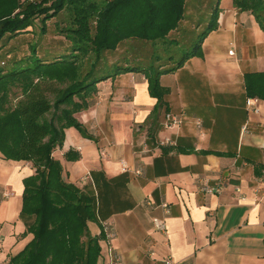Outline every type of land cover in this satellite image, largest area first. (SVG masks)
Segmentation results:
<instances>
[{
    "label": "crops",
    "instance_id": "1",
    "mask_svg": "<svg viewBox=\"0 0 264 264\" xmlns=\"http://www.w3.org/2000/svg\"><path fill=\"white\" fill-rule=\"evenodd\" d=\"M260 72L264 30L250 11L220 0L201 55L161 76V106L146 75L128 73L101 83L75 115L80 128L66 130L53 157L65 182L95 197L90 234L109 225L123 264H264V100L249 98L245 85V74ZM170 114L182 123L167 127ZM33 174L30 163L0 154V264L32 240L22 210L23 180ZM218 181L222 193L201 191ZM155 219L166 220L167 233ZM100 245L98 264H108L106 234Z\"/></svg>",
    "mask_w": 264,
    "mask_h": 264
},
{
    "label": "trees",
    "instance_id": "2",
    "mask_svg": "<svg viewBox=\"0 0 264 264\" xmlns=\"http://www.w3.org/2000/svg\"><path fill=\"white\" fill-rule=\"evenodd\" d=\"M233 1L264 30V0ZM193 2L0 0V54L7 40L38 26L46 48L51 46L25 54L14 48L7 52L14 55L11 64L0 55V154L34 169L23 180L22 210L33 237L10 264H98L105 234H90L89 223L97 220L95 197L64 181L53 151L63 145L67 129L80 128L75 115L93 104L99 85L109 79L144 74L162 105L168 91L161 76L200 56L204 40L217 29L220 0L206 29L197 39L188 38ZM63 14L67 26L59 33L57 18ZM191 42L192 49L181 56L180 45ZM245 85L249 98L264 100V72L245 74Z\"/></svg>",
    "mask_w": 264,
    "mask_h": 264
},
{
    "label": "rangeland",
    "instance_id": "3",
    "mask_svg": "<svg viewBox=\"0 0 264 264\" xmlns=\"http://www.w3.org/2000/svg\"><path fill=\"white\" fill-rule=\"evenodd\" d=\"M217 1L218 0H194L193 4L190 6L191 9L187 14V16H190V20L192 21V24L189 26V28L187 30L188 38H192L193 40H195V39H197L198 35L206 29V27L210 21V18H211L212 9H213L214 5L216 6ZM65 21H66L65 14L58 16L57 26H59V27H58L57 32H59V30L62 28H66L67 25H66ZM197 23L199 24L198 27H196ZM51 29H55L54 25H51ZM197 29H199L198 32H197ZM42 33H43L42 27L38 26V27L32 29L31 33L25 34V35L19 37L18 40L17 39L11 40V41L7 40L5 42L6 51H4V53L1 52V54H0L1 60L6 61L7 64H11L13 62L14 55L12 56V55L8 54L7 52L12 51L14 48H18V50H20V52H21L20 54H25V52H29L31 48H32V50H37L41 47H45V49H42V50H50L48 48H50L51 46L46 48L47 45H45V44L47 42L45 40L42 41V38H41ZM49 33L50 32L48 29L46 31L45 37L49 36ZM40 42H41V44H40ZM191 44H192V42L188 45L186 43L180 45L181 47L178 50H179V53L181 56L184 53H186L192 49V47L190 46ZM128 49L130 52L132 49L131 46ZM138 50H139L138 51L139 54H142V55L145 54V52L141 48ZM102 255H103V251H101V256L99 259L102 258Z\"/></svg>",
    "mask_w": 264,
    "mask_h": 264
},
{
    "label": "built area",
    "instance_id": "4",
    "mask_svg": "<svg viewBox=\"0 0 264 264\" xmlns=\"http://www.w3.org/2000/svg\"><path fill=\"white\" fill-rule=\"evenodd\" d=\"M230 56L234 55L233 51H230ZM256 113H259L258 110H255ZM182 123V120L179 119L178 116L175 115H168L167 116V127L173 128L175 126H179ZM201 122L197 121V125L201 126ZM171 142L169 140L163 141V144H170ZM172 144V143H171ZM123 170L124 171H128L129 168L123 164ZM80 184L81 185H86L88 183V181H90L91 176L88 174L83 178H80ZM224 184L221 181L216 182L215 184H208L205 183L203 184L201 191L205 194L208 195H215V194H220L223 191ZM237 191H239V188H237ZM11 194H8L7 196H9ZM165 212L166 215L170 214V208H169V204L167 203H163L161 206ZM154 227L157 231L163 232V233H167V224H166V220L165 219H155L154 220ZM105 234H106V242L108 244V247H106L105 250V254L106 257L108 258V264H123L121 261V258L119 256L116 255L114 248L111 245V242L113 241V239L115 238L116 234L115 232L110 228L109 225L105 226ZM160 264H173V260L172 259H166L164 261H162Z\"/></svg>",
    "mask_w": 264,
    "mask_h": 264
}]
</instances>
